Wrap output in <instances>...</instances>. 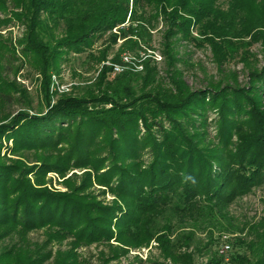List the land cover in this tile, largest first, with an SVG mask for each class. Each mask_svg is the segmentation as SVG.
Returning <instances> with one entry per match:
<instances>
[{
  "label": "trees",
  "instance_id": "1",
  "mask_svg": "<svg viewBox=\"0 0 264 264\" xmlns=\"http://www.w3.org/2000/svg\"><path fill=\"white\" fill-rule=\"evenodd\" d=\"M225 3L227 9L221 0H0V28L25 27L22 55L47 85L69 54L91 51L106 37L94 61H106L123 41L114 67L127 59L124 52L137 55V63L142 44L155 52L150 43L160 24L166 65L159 76L145 51L143 77L124 70L109 80L112 68L104 66L101 95L63 97L46 113L22 112L0 125V264H89L78 251L93 244L112 250L102 260L110 264L152 242L175 264L187 258L178 251L200 247L215 249L210 264H264V217L240 225L232 211L264 187V0ZM182 43L206 44L218 66L238 48L260 43L262 65L244 83L223 73L193 89L180 68L188 64ZM5 44L0 37V52ZM12 56L0 54L1 69ZM11 86L0 73L1 103L13 100ZM4 149L42 159L28 167L2 156ZM69 169H90L94 177L86 174L67 193L41 188L47 174ZM93 179L116 201L105 203ZM40 230L46 243L31 246L28 235ZM216 232L232 236H223L227 255ZM13 235L18 245H4ZM65 242L67 251L48 250Z\"/></svg>",
  "mask_w": 264,
  "mask_h": 264
},
{
  "label": "rangeland",
  "instance_id": "2",
  "mask_svg": "<svg viewBox=\"0 0 264 264\" xmlns=\"http://www.w3.org/2000/svg\"><path fill=\"white\" fill-rule=\"evenodd\" d=\"M226 0H221L223 9H227ZM163 25L160 24L152 32V41L150 46L155 49V52L143 45V51L140 53V59L135 62L137 55L132 52H124L123 56L127 55V59L120 67L122 71L115 73L114 64L111 62L112 57L118 52L119 47L123 41H119L110 50V56L104 62L98 64L91 55L98 57L97 51L100 49L101 43L107 39V37L99 42L93 50L75 54L71 53L67 56L65 63L61 64L59 71L53 73L49 84L45 83L43 76L27 62L25 56L22 55L21 48L19 46L20 40L26 34L25 27L21 24H13L7 28H0V37L5 41V49L0 54L12 53V57L8 58V62L4 60L5 70L0 68V73L6 82L11 83V97L13 100L10 104H3L0 102V125L9 123L16 115L25 112L31 115H38L46 113L51 107L57 103L63 97H81L90 98L101 95L102 91L106 88L99 78L104 66L112 68L109 76V80L114 79L116 76L122 74L125 71H134L140 74L142 77L145 75V70L141 65V62L146 58L151 59L158 66L161 77L165 76L166 65L159 54L160 45L163 35ZM250 39H247L244 43H249ZM181 56L188 64L180 65L181 70L184 73V78L187 83L193 89H199L207 85L209 79L220 80L223 73H235L241 83L245 82L247 72L250 69L261 67L262 54L260 43H254L250 46L246 45L238 48V50L231 54V56L221 66H218L213 58V54L209 46L205 44L204 47L198 48L197 46L189 43H182L179 47ZM146 51V53H145ZM3 52V53H2ZM129 65V66H127ZM162 80V79H161ZM138 89L142 86V81L139 80L136 84ZM51 102L49 106L48 103ZM108 107V106H106ZM4 145L6 144L3 140ZM8 146L12 147V142H9ZM8 156L11 161L22 160V162L32 167L36 165L41 159L40 154L30 153L23 157L12 156L7 150H3L2 156ZM86 174H91L94 177V173L90 169H69L63 174L50 172L44 178L41 188H46L55 193H67L70 191L69 186H79L82 183ZM29 179L34 183L32 175ZM94 188L97 192L105 191L104 196L101 199L105 203L110 204L116 201L110 191L106 187L98 186L93 179ZM237 218V222L243 225L247 222L256 223L264 217V187L254 190L250 195L244 197L232 209ZM224 235L232 237L228 233L216 232L214 234V241L218 242V247L224 244ZM201 239H206L205 234L198 233ZM19 236L13 235L4 241V245L12 246L18 245ZM28 240L31 246H43L47 241V232L44 230L35 231L28 235ZM207 241V240H205ZM112 244L117 245L112 242ZM20 245V244H19ZM71 247L69 242L63 244H53L48 247L53 253L57 250L67 251ZM212 249V250H211ZM200 247L198 250L193 248L189 250H181L177 253H187V258L182 257L183 261L177 264H210V259L215 251ZM80 258L87 260L89 264H102L105 258L112 255V250L107 246L93 244L91 246H83L79 249ZM185 259V260H184ZM225 262H228L226 260ZM110 264H175L170 259L164 258L161 251L156 246V243L152 242L148 247L139 249H129L126 255L122 256L118 262L112 261Z\"/></svg>",
  "mask_w": 264,
  "mask_h": 264
},
{
  "label": "built area",
  "instance_id": "3",
  "mask_svg": "<svg viewBox=\"0 0 264 264\" xmlns=\"http://www.w3.org/2000/svg\"><path fill=\"white\" fill-rule=\"evenodd\" d=\"M115 73H120L122 71V69L118 66H115ZM231 246L228 242V237H224V244L220 249V254L222 255H227V253L230 251Z\"/></svg>",
  "mask_w": 264,
  "mask_h": 264
}]
</instances>
